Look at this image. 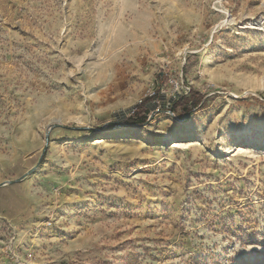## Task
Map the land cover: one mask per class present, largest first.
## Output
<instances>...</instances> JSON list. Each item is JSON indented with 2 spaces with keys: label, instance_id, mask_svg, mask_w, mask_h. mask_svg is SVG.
<instances>
[{
  "label": "rangeland",
  "instance_id": "obj_1",
  "mask_svg": "<svg viewBox=\"0 0 264 264\" xmlns=\"http://www.w3.org/2000/svg\"><path fill=\"white\" fill-rule=\"evenodd\" d=\"M2 184L0 264H264V0H0Z\"/></svg>",
  "mask_w": 264,
  "mask_h": 264
},
{
  "label": "trees",
  "instance_id": "obj_2",
  "mask_svg": "<svg viewBox=\"0 0 264 264\" xmlns=\"http://www.w3.org/2000/svg\"><path fill=\"white\" fill-rule=\"evenodd\" d=\"M204 101V96H202L197 91H191L189 96H183L174 101L171 108V112L178 115L180 110H183L185 114H190L193 110L197 109ZM146 112H148L146 110ZM147 123V115L142 117L141 107H136L131 117L124 122L126 126L139 125L142 126Z\"/></svg>",
  "mask_w": 264,
  "mask_h": 264
},
{
  "label": "water",
  "instance_id": "obj_3",
  "mask_svg": "<svg viewBox=\"0 0 264 264\" xmlns=\"http://www.w3.org/2000/svg\"><path fill=\"white\" fill-rule=\"evenodd\" d=\"M136 109V107H134V108H132V110L130 111V112H134V110ZM171 114L173 115V116H175V114L174 113H172L171 112ZM123 116V115H122ZM52 127H49V129L47 130V132H46V143L48 144V141H49V133H50V129H51ZM44 155V154H43ZM43 155H42V157H43ZM42 157H41V159H40V161L42 160ZM34 171L35 170H33V171H30L29 173H27L22 179H20L19 181H22V180H24L25 178H27V177H29L30 175H32L33 173H34ZM6 184H13V182H7ZM5 184H2V185H0V187H2V186H4Z\"/></svg>",
  "mask_w": 264,
  "mask_h": 264
},
{
  "label": "bare ground",
  "instance_id": "obj_4",
  "mask_svg": "<svg viewBox=\"0 0 264 264\" xmlns=\"http://www.w3.org/2000/svg\"><path fill=\"white\" fill-rule=\"evenodd\" d=\"M53 121L56 122L57 120H53ZM133 135H134V133H129L126 137H128V138H132Z\"/></svg>",
  "mask_w": 264,
  "mask_h": 264
}]
</instances>
